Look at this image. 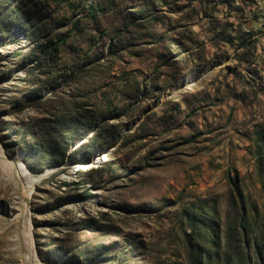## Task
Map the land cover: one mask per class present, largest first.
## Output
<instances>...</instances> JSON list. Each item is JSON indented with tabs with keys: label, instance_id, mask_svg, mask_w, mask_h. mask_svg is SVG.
I'll return each mask as SVG.
<instances>
[{
	"label": "rangeland",
	"instance_id": "obj_1",
	"mask_svg": "<svg viewBox=\"0 0 264 264\" xmlns=\"http://www.w3.org/2000/svg\"><path fill=\"white\" fill-rule=\"evenodd\" d=\"M253 2L0 0V147L39 176L28 210L44 263L192 264L201 253L226 264L232 224L252 243L245 257L264 264V51L229 20ZM65 35L43 62L41 48ZM187 75L193 87L172 96ZM35 89L41 102L21 100ZM60 116L76 138L48 165L58 154L35 147L57 145L48 126ZM103 148L114 156L67 177ZM16 191L0 171V264H33L14 239Z\"/></svg>",
	"mask_w": 264,
	"mask_h": 264
},
{
	"label": "trees",
	"instance_id": "obj_2",
	"mask_svg": "<svg viewBox=\"0 0 264 264\" xmlns=\"http://www.w3.org/2000/svg\"><path fill=\"white\" fill-rule=\"evenodd\" d=\"M93 16L95 14H92ZM1 23V22H0ZM1 26H5L4 23L1 24ZM4 28V27H2ZM69 35H65L63 37H59L57 40H48V43L46 45L43 46V48H41V55H39V58L42 57L43 62H45L46 60H53L60 55L61 53V46L66 44L67 38ZM37 50H31L29 52H26V54L22 53V52H18L19 55H23L20 58V63L18 64V67L21 68H25V66H27L31 61L36 60V57L38 56V54H36ZM30 94L25 95L21 98V100H27L30 104L34 103V101L36 102H41L43 100V98L45 97V95L42 93V91L40 89H35V90H31L29 91ZM91 118V122L90 124H88L87 129H89L92 124H94L96 122V120L93 119V117L90 115ZM78 118H74V122L79 123L78 122ZM57 122L54 125H50L49 124V128L51 129V133L52 134H57V140L58 143L57 145H53L52 147H50L49 145H41L39 143H37V147H35L37 150H39L43 157L49 156L50 158H52L55 154H58L59 159L58 160H54L48 163V165H58L60 163H62L64 161V159L66 158L67 155V150L66 149H62V148H67L69 146V144L73 143L75 141V138H72L69 140V120L65 119L64 116H60L57 120ZM68 124V125H66ZM63 128L64 130L67 131V134L63 133L66 131H63L60 128ZM76 129H78L79 131V125H76ZM90 130V129H89ZM104 130V128H103ZM102 130V131H103ZM101 131V132H102ZM100 133V132H99ZM93 138V140H96L98 134ZM54 143V142H51ZM106 145H109L112 143V140H110L109 142H106ZM56 146V147H55ZM66 150V151H65ZM57 152V153H56ZM238 228H232V224L228 225V229H227V234L225 235L226 238V250L228 253V257L226 259V264H258L256 261V259H254V256L250 255V257L246 258L244 255V250H249L250 251V247H251V241L250 242H245V241H239V243H237V238H235L234 240V234L237 232ZM246 230L243 229V233H245ZM247 234V233H246ZM236 241V243H235ZM254 245L256 247V253L258 255L260 254H264V243H260L259 241L254 242ZM241 246V247H240ZM244 246V248H243ZM196 252V249L192 246H190L188 253L189 255H191L192 257L194 256V253ZM197 258H195V260H193L192 264H206V263H202V260L204 259V257H202L201 253H197ZM207 264H210L209 262Z\"/></svg>",
	"mask_w": 264,
	"mask_h": 264
},
{
	"label": "bare ground",
	"instance_id": "obj_3",
	"mask_svg": "<svg viewBox=\"0 0 264 264\" xmlns=\"http://www.w3.org/2000/svg\"><path fill=\"white\" fill-rule=\"evenodd\" d=\"M212 70V69H211ZM210 70V71H211ZM194 78L191 75H187L183 80L179 81L173 88L172 96L178 97L185 90L193 87ZM114 154L111 150L101 149L99 153H97V161L105 162L113 157ZM89 165L83 164H74L71 165V174L67 175L69 179L74 177V172L78 169V167L89 168L94 166L92 160L89 161ZM0 171L2 174L8 175V180L16 187L19 198L22 199L20 206V214L15 224L17 226V232L14 235V239L21 243L22 246L27 247L30 253V260L33 264H47L42 261L37 255L33 237H32V223L29 214V196L32 191L31 184L32 181H35L39 178L38 175L31 174L29 170L25 167V164L22 162V154H19L15 158H10L7 156L5 151L0 147ZM46 174V173H45ZM5 177V176H4ZM7 178V177H6ZM94 201V200H93Z\"/></svg>",
	"mask_w": 264,
	"mask_h": 264
},
{
	"label": "crops",
	"instance_id": "obj_4",
	"mask_svg": "<svg viewBox=\"0 0 264 264\" xmlns=\"http://www.w3.org/2000/svg\"><path fill=\"white\" fill-rule=\"evenodd\" d=\"M253 1L254 2L252 3L251 6H248L245 13L242 11H238V10L234 11L229 20L231 24L234 22V25H233L234 28H238V27L242 28V29H239L240 32H246L248 33V35L253 33L254 34L253 38L255 39L257 38V49L256 50L264 51V28L262 27V25H264V22H263L264 20L262 19V16L260 15V12H259L260 10L263 9L264 0H253ZM244 46H245V43L241 47H244ZM211 48L213 47L211 46ZM225 64H226V61L223 60L221 64L217 65V68L215 67L207 68V71L203 75H201V77L203 78L206 75L212 76L213 74L216 73L217 69H219L221 65L224 66ZM223 161H225V159H223Z\"/></svg>",
	"mask_w": 264,
	"mask_h": 264
},
{
	"label": "water",
	"instance_id": "obj_5",
	"mask_svg": "<svg viewBox=\"0 0 264 264\" xmlns=\"http://www.w3.org/2000/svg\"><path fill=\"white\" fill-rule=\"evenodd\" d=\"M79 144H80V143H78L77 145H79ZM15 157H16V156H15ZM15 157H12V158H15ZM96 157H97V154H95L94 157H93L92 163H93L94 166H91V167H96V166L102 164L101 162H98V161H97ZM81 164H83V165H87V164H88V166H90V165H89V161H87V162H83V163H81ZM91 167H90V168H91ZM79 168H80V167H78V169H79ZM81 168H82V169H85V168H83V167H81Z\"/></svg>",
	"mask_w": 264,
	"mask_h": 264
}]
</instances>
